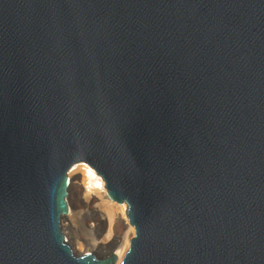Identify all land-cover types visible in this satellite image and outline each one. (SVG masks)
<instances>
[{
	"label": "water",
	"instance_id": "95a60500",
	"mask_svg": "<svg viewBox=\"0 0 264 264\" xmlns=\"http://www.w3.org/2000/svg\"><path fill=\"white\" fill-rule=\"evenodd\" d=\"M73 166L119 264H264V0H0V264H115L64 236Z\"/></svg>",
	"mask_w": 264,
	"mask_h": 264
},
{
	"label": "bare ground",
	"instance_id": "6f19581e",
	"mask_svg": "<svg viewBox=\"0 0 264 264\" xmlns=\"http://www.w3.org/2000/svg\"><path fill=\"white\" fill-rule=\"evenodd\" d=\"M67 176L69 178L68 196H67L69 210L67 215L63 217V219L66 220V223L63 224L62 230L73 231L76 229L75 226L76 223L73 220L75 214L74 211L69 206V202L70 204L74 202V205L78 203H82L83 206L89 208V211L91 209V212L92 211L95 212L97 216L96 221L93 222L94 224L87 226L85 239L80 237L77 238L75 236L70 241L72 251L75 254H83L88 252L95 253L96 248L107 247L108 250L106 254L113 255L116 260L115 264H118L122 260L124 254L126 253L129 246V241L134 233L133 228H129L124 213L126 212L125 205L112 204L109 202L103 180L101 178L95 177V172L91 168L73 166L71 168V171L68 172ZM104 202H105V207L103 211H99L98 208L96 209V207L101 206V204H103ZM98 223L103 225V227H105L104 228L106 232L104 238L105 241L108 240L109 238H112L113 239L112 242L114 243V245L117 244L118 241L120 242V244L117 246L118 248L115 251L113 250L114 245L111 244V242L105 245L100 243V241H96L93 238L94 236L92 235V233L98 227ZM119 226H121L122 229L120 236H117L116 229ZM88 236L91 238H88ZM85 247H88V249H86Z\"/></svg>",
	"mask_w": 264,
	"mask_h": 264
},
{
	"label": "rangeland",
	"instance_id": "374dc122",
	"mask_svg": "<svg viewBox=\"0 0 264 264\" xmlns=\"http://www.w3.org/2000/svg\"><path fill=\"white\" fill-rule=\"evenodd\" d=\"M69 180V178H68ZM67 203H68V200H67ZM69 206L71 207V209L74 211V217H73V220L74 222L76 223L75 226H76V229L71 231V230H63L64 233H65V236H66V240L70 243V241L76 236L77 238L80 237V238H83L85 239V234H86V231H87V226L88 225H91V224H94L93 222L96 221L97 219V216H96V213L95 212H91V209L89 211V208L88 207H85L82 205V203H78V204H75L74 205V202L70 204L69 202ZM94 206V205H92ZM103 207V208H102ZM105 207V202L103 204H101V206H98L96 207V209L98 208L99 211H103ZM75 209V210H74ZM77 212V213H75ZM91 215V216H90ZM91 217V218H90ZM94 217V218H93ZM90 218V219H88ZM88 219V220H87ZM66 223V220L63 219V222H62V226L63 224ZM64 228V227H63ZM103 228V229H102ZM105 227H103V225L99 224L98 223V227L93 231L92 235L94 236L93 238L96 240V241H100V243L102 244H108L111 242V244L114 245V243L112 242L113 239L112 238H109L108 240L105 241ZM102 229V230H101ZM121 226H119L117 229H116V234L117 236H120L121 234ZM88 238H91L88 236ZM104 239V240H103ZM120 240V239H119ZM120 244V242L118 241L117 244L114 245V249L112 247V249L115 251L118 247V245ZM86 249H88V247H85ZM107 247H103V248H96L95 249V253L99 254V255H107L106 252H107ZM112 250V251H113ZM120 263V262H119ZM118 263V264H119Z\"/></svg>",
	"mask_w": 264,
	"mask_h": 264
}]
</instances>
